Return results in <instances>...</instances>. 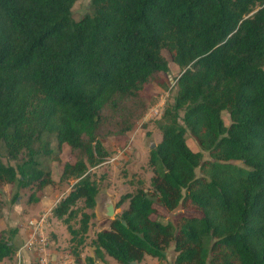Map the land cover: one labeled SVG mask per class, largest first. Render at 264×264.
Returning a JSON list of instances; mask_svg holds the SVG:
<instances>
[{
  "label": "trees",
  "instance_id": "1",
  "mask_svg": "<svg viewBox=\"0 0 264 264\" xmlns=\"http://www.w3.org/2000/svg\"><path fill=\"white\" fill-rule=\"evenodd\" d=\"M76 1L0 0V186L42 190L53 179L34 143L45 153L51 136L67 144L76 160L64 162L62 178L77 182L52 214L81 263L100 193L90 168L109 155L99 137L105 114L121 111L116 132L131 130L138 109L125 102L153 81L166 86L172 61L182 72L158 120L151 189L120 198L117 207L128 205L96 232L95 256L162 260L173 245L174 264H264V0H91L93 12L75 20ZM3 149L28 159L8 164ZM157 205L200 214L165 221L153 217ZM15 251L0 237V260Z\"/></svg>",
  "mask_w": 264,
  "mask_h": 264
},
{
  "label": "rangeland",
  "instance_id": "2",
  "mask_svg": "<svg viewBox=\"0 0 264 264\" xmlns=\"http://www.w3.org/2000/svg\"><path fill=\"white\" fill-rule=\"evenodd\" d=\"M92 12L91 0H78L72 8L75 20H79L84 15ZM164 53L170 59L168 52L165 51ZM181 72V68L171 61L169 72L161 74L166 86H160L156 81H153L141 92L139 100L125 102V105L130 109H138L136 116L133 118L132 129L128 132H116L118 127L115 124H118V121H121L123 118L121 111L106 112L99 137L109 151V155L104 162L90 168V171L94 173V178L100 186L98 201L104 193L111 194L117 203L124 194L133 193L139 187L151 189L153 169L149 163L150 151L161 141L162 132L158 127V120L166 103L171 99L177 78ZM156 110H158V113ZM223 118L227 124L230 122L227 112H223ZM48 139L50 140L48 148L52 150V153L42 151V142L36 141L34 145L38 149V154L35 158L40 161V168L44 172H49L53 182L46 185L42 190L37 188L38 182L24 186L18 180L14 183L0 186V218L5 216L8 219L6 221L7 224L3 225L5 227L0 230V237L12 239L18 230L22 229L25 225L27 226L29 219L36 218L49 212L51 208L53 209L57 202L77 182V179L74 178H62L64 162H74L76 160L75 154L67 144H63L62 148L59 149L55 136H51ZM187 143L192 150H201L189 132H187ZM204 155L205 158H209L208 152H204ZM2 157L4 162L17 166L28 159V154L27 150H23L18 153L16 158H12L3 149ZM233 163L244 167V169L249 168L240 161H233ZM197 174H202L200 168L197 169ZM127 205L128 201H125L118 207L117 214H120ZM83 206L82 201L78 203L79 208ZM86 210L90 211V209ZM181 214L199 215L200 211L192 205L186 207L179 206L173 211H167L160 205H157V210L153 217H158L165 221H175ZM0 222L3 223L2 221ZM49 222L48 233L51 241L54 243L52 244V248L54 249H51L50 246L49 250L53 257L58 252L61 258H67V254L69 253L71 254L69 255L71 257L70 264H89L87 257L91 256L89 254L92 253V257H94L92 264H100V262L111 264L110 261L112 260H109V255L107 256V254L103 258L96 257L94 247L91 245V241L97 231L103 228H109L110 218L100 219L95 216L91 220L86 243L82 247L80 254L81 263L77 262L71 253V236L66 224L54 217L52 210L50 212ZM74 225L78 226V223L74 222ZM166 255V258L162 260L146 255L142 261L131 264H174L177 252L173 245L166 250ZM113 260L115 264H121L114 258Z\"/></svg>",
  "mask_w": 264,
  "mask_h": 264
},
{
  "label": "built area",
  "instance_id": "3",
  "mask_svg": "<svg viewBox=\"0 0 264 264\" xmlns=\"http://www.w3.org/2000/svg\"><path fill=\"white\" fill-rule=\"evenodd\" d=\"M158 113V110H156ZM49 212L44 213L36 218L28 220L27 226L30 231L29 237L18 251V264L23 261L24 255L21 250L27 248L32 250V258L30 264H70L69 258H56L50 254L51 237L48 233L49 229Z\"/></svg>",
  "mask_w": 264,
  "mask_h": 264
},
{
  "label": "crops",
  "instance_id": "4",
  "mask_svg": "<svg viewBox=\"0 0 264 264\" xmlns=\"http://www.w3.org/2000/svg\"><path fill=\"white\" fill-rule=\"evenodd\" d=\"M7 220L8 219L5 216H3V217L0 218V221L3 222V223L0 222V230H2L5 227L3 225L7 224L6 223ZM61 233H62V231H61ZM29 234H30V231L28 229V226H26V225L22 229L18 230L14 234V236H13V238L11 240L15 244L16 251L11 256L5 257L2 260H0V264H18V256H17L18 255V251L22 248V246L24 245V243L28 239ZM52 244H54V243L51 242V245H50L51 246V249H54V248H52ZM55 246H56V243H55ZM21 252L24 255V257H23V261L20 264H30V260L32 258V250L27 249V248H23L21 250ZM56 254H57V255H55L56 257H61L58 252H56ZM69 255H71V254L68 253L67 254V257L70 260L71 257ZM89 255L92 256V253H90ZM108 257H109V260H112V261H110L111 264H115L114 263L115 261L113 260V258H111V256H108ZM145 257H146V255H145ZM100 264H106V263L100 262Z\"/></svg>",
  "mask_w": 264,
  "mask_h": 264
},
{
  "label": "water",
  "instance_id": "5",
  "mask_svg": "<svg viewBox=\"0 0 264 264\" xmlns=\"http://www.w3.org/2000/svg\"><path fill=\"white\" fill-rule=\"evenodd\" d=\"M117 209V203L113 196L109 193H104L97 202L95 214L100 219H114L117 214ZM123 223H125V221H123ZM132 263H136V261H133Z\"/></svg>",
  "mask_w": 264,
  "mask_h": 264
}]
</instances>
